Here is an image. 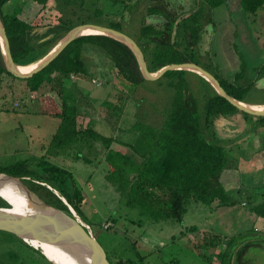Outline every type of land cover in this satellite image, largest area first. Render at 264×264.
<instances>
[{"label": "rangeland", "instance_id": "1", "mask_svg": "<svg viewBox=\"0 0 264 264\" xmlns=\"http://www.w3.org/2000/svg\"><path fill=\"white\" fill-rule=\"evenodd\" d=\"M146 2L48 0L46 7L41 8L32 0H11L4 9L12 11L21 6L19 17L34 25L59 24L58 18L61 17L64 20L71 18L76 23L119 27L145 47L146 39L141 35V26L147 15ZM226 4L212 7L208 0H194L191 6L195 11L203 10L204 22L214 21L218 30L226 26L225 33L212 35L210 31L207 35L200 31L198 36L203 45L186 48L184 34L176 31V26L173 32L177 42L175 47L179 54L193 59L224 82L232 93L243 99L241 101L264 105V4L256 13L245 17L228 11ZM38 29L33 36L35 42L44 36V29ZM84 48L89 71L70 78L72 87L76 85L80 89L76 92L78 127L94 125L97 131L117 141L133 142L141 125L162 126L166 108L181 87L195 97L201 110L207 99L216 93L211 84L194 72L185 74L184 85L180 83L182 78L169 72L131 88L116 77L113 60L101 47L86 44ZM144 50L147 60L151 61L150 53L146 48ZM42 91L45 94L43 100L41 92L31 94L23 80L7 74L0 75V169L25 159L32 169H39L37 160L45 154L48 140L60 124L59 118L40 112L41 101L50 102L51 98L60 107L62 103V99L48 86ZM106 102L112 103V106L108 107ZM248 116L244 117L242 112L229 118L218 115L214 122L216 140L230 149L234 163L237 160V165L231 163L222 176L225 187L237 200L236 204L217 206L218 201H215L209 206L188 202L181 223L155 222L148 215H143L139 207L128 206L115 185L106 180L108 167L102 162L105 147L99 141L93 143L88 153L90 163L73 157V151L67 155L64 152L48 155L47 159L69 169L77 186L83 190L82 218L75 210L72 212L77 213L104 247L111 263H116L119 258L129 259L127 264L132 261L139 263L134 250L136 244L142 254H147L148 264H219V258L212 255V250L205 253L202 248L201 251L197 249L201 236L207 232L225 238L222 247L213 248L215 253L226 248L234 238L236 241L232 243L238 244L235 251L251 244L244 252L247 264H264V220L251 209L253 204L264 200V129H255L253 122L257 117ZM117 146L116 142L112 145ZM35 183L46 184L68 203L49 184ZM73 184L69 178V186ZM193 225L197 226L198 232L187 233L185 229ZM179 231L187 233L186 236L175 237ZM40 253L29 248L19 237L0 230V264H54L42 251Z\"/></svg>", "mask_w": 264, "mask_h": 264}, {"label": "trees", "instance_id": "2", "mask_svg": "<svg viewBox=\"0 0 264 264\" xmlns=\"http://www.w3.org/2000/svg\"><path fill=\"white\" fill-rule=\"evenodd\" d=\"M10 1L0 0V18L5 24L14 62L17 65H27L38 61L71 28L86 23H76L71 18L64 20L59 17V24L34 25V23L19 17L18 11L21 10V6L16 9L17 11L5 10V5ZM151 1L152 3L147 6V13L162 12L161 14L167 19V22L162 25L143 23L141 27V35L146 39V46L138 44L144 53L145 48L150 53L151 61L147 60L145 53L148 70L155 72L168 63L195 62L178 53L175 47L177 42L173 41L172 36L177 26V30L183 31L184 39L187 42L186 48L189 45H192L193 48L200 38L198 35L204 25L203 10L198 9L186 19L183 18L177 25L178 17L167 11L162 0ZM227 1L208 0V4L217 7ZM32 2H36L41 5V8H44L48 0H32ZM263 4L264 0H240L242 9L248 14L256 13ZM41 27L44 29V36L35 42L34 33ZM111 27L121 30L119 27ZM86 44L101 47L113 60L116 77L130 85L131 88L137 87L145 80L140 74L135 55L127 45L101 34H88L75 39L57 58L37 74L28 78H18L25 82L31 94L41 92V100L45 98L42 89L47 86L62 99L61 107L51 98L50 102L41 101L40 112L59 118L60 124L55 134L48 140L45 154L37 160L39 169H32L25 159L11 163L6 168L0 169V172L24 177L23 180L29 188L44 200L69 214H72L69 209V205H71L81 217L83 214L82 205L85 200L83 190L77 186L69 169L51 163L47 157L63 152L67 155L73 151V157L90 163L88 153L91 151L93 143L99 141L105 147L102 162L108 167V172L105 174L106 180L115 185L117 192L125 199L128 206L139 207L143 215H148L152 221L163 220L181 223L183 215L187 212V204L191 201L209 206H212L215 201H218L217 206L235 205L237 200L225 187L222 176L231 163L234 166L237 165V160L234 163L231 159L230 149L216 140L218 138L217 132L214 130V122L218 115L229 118L237 112H242L243 116L248 118V115L252 114L240 111L217 91L207 99L204 109L201 110L195 97L181 87L171 105L166 108L162 126L141 125L142 127L138 130L139 134L133 142H121L106 137L97 131L94 125L79 128L76 92L80 89L76 85L72 87L73 82L70 81V78L85 75L89 71L84 57ZM156 44L158 45L156 46ZM176 54L181 56H176ZM3 61L0 47V75L7 74L17 78L5 69ZM169 72H174L179 79L182 78L180 83L184 85V76L191 71L176 69L164 74ZM200 78L210 84L202 76ZM219 82L233 97L243 100L239 95L232 93L224 82L220 80ZM106 104L108 107L112 106V103L106 102ZM252 116L257 117L253 122L254 128L264 129V117ZM262 134L264 136V132ZM115 142L119 146L112 147ZM28 177L30 178L28 179ZM69 178L73 180L72 187L69 186ZM34 180L45 182L57 189L66 198L68 204L46 184H37ZM0 204L2 207H10V204L3 199ZM251 209L258 218L264 220V200L253 204ZM185 231L194 233L198 232V229L193 225ZM187 233L179 231L175 237H184ZM224 239L218 234L203 233L197 249L201 251L202 248L205 253L212 250V255L219 258V264H233L234 260L235 264H247L244 252L251 244H245L235 251L238 244H233L232 242L236 240L231 238V242L227 247L225 246L226 248L223 247L220 252L215 253L213 248L222 247ZM20 240L22 239L20 238ZM25 243L35 252H41L27 242ZM134 247L139 263L132 261L131 264H148L146 262L147 254H142L136 244ZM129 261V259L119 258L116 263H111L109 260L111 264H127Z\"/></svg>", "mask_w": 264, "mask_h": 264}, {"label": "water", "instance_id": "3", "mask_svg": "<svg viewBox=\"0 0 264 264\" xmlns=\"http://www.w3.org/2000/svg\"><path fill=\"white\" fill-rule=\"evenodd\" d=\"M94 28L102 31L101 35H106L127 45L137 59L138 69L145 80H155L170 70L182 69L199 74L215 88V90L240 111L258 117H264V110H258L254 105L238 100L233 97L222 86L221 82L209 71L197 65L195 62L168 63L155 72H150L147 68L145 53L138 42L122 30L109 28L96 23H82L71 28L56 45L41 59L36 61L35 67L28 71H21L20 65L14 62L10 41L6 27L0 18V47L3 56L5 69L17 78H28L37 74L50 62L57 58L63 50L75 39L88 35L84 31ZM43 29V27H41ZM24 177L14 176L5 172H0V190L11 185L17 188L18 192L24 194L31 205L29 212L19 213L11 207L0 208V230L14 234L25 242L28 237L39 242L45 241L66 252L74 258L77 264H110L104 247L97 241L87 226L79 216L74 215L44 200L37 193L31 190L24 182ZM65 202V201H64ZM68 204L67 202H65ZM44 253V251H42ZM46 255V253H44ZM47 256V255H46ZM54 264H59L47 256Z\"/></svg>", "mask_w": 264, "mask_h": 264}, {"label": "bare ground", "instance_id": "4", "mask_svg": "<svg viewBox=\"0 0 264 264\" xmlns=\"http://www.w3.org/2000/svg\"><path fill=\"white\" fill-rule=\"evenodd\" d=\"M85 34H102V31L94 29V28H88L84 31ZM36 65V62L30 63L27 65H20L19 69L21 71H28L32 70ZM255 108H258V110H264V106L254 105ZM8 187H5L0 190V199L5 200L6 202L11 203V207L14 209V211H17L19 213L23 212H30L32 210L31 205L29 203L28 198L22 194L21 192H18L17 188H11V185H7ZM27 239V242L35 247L36 249H39L41 251H44L49 258H51L53 261H56L59 264H77L73 257L68 255L66 252L60 250L59 248L51 245L50 243H47L45 241L39 242L37 240L29 239L28 237H24Z\"/></svg>", "mask_w": 264, "mask_h": 264}, {"label": "crops", "instance_id": "5", "mask_svg": "<svg viewBox=\"0 0 264 264\" xmlns=\"http://www.w3.org/2000/svg\"><path fill=\"white\" fill-rule=\"evenodd\" d=\"M162 1H163V5H164V7H166L167 11H169L173 16L178 17L176 24L179 23L183 18L186 19L187 16H189L193 12H195V10H193V7L191 6L192 3L194 2V0H162ZM151 3H152L151 0H147L146 7L148 6V4H151ZM226 3H227L226 6H229L228 11H231V12L234 11V13L236 15H240V16L245 17L248 14V13L244 12V10L242 9V5H240V0H228ZM146 13H147V11H146ZM161 13L162 12L152 13V14L147 13V15H145V24H155V25L165 24L167 22V19ZM224 30H226V26H224V28H222V26H221L218 30L215 26L214 21H209V22H204V27L202 28V33L209 35L208 33H210V31H211L212 35L213 34L216 35V33H218V32L222 35L223 33H225ZM176 31H177V27H176ZM181 32L183 34V31H181ZM173 41H174V38H173ZM202 41L203 40L201 38H199V40L196 44H198V45L202 44L203 45ZM263 80H264V77H263ZM247 103H249V102H247ZM249 104L259 105V104H255V103H249ZM259 106H264V105H259Z\"/></svg>", "mask_w": 264, "mask_h": 264}, {"label": "built area", "instance_id": "6", "mask_svg": "<svg viewBox=\"0 0 264 264\" xmlns=\"http://www.w3.org/2000/svg\"><path fill=\"white\" fill-rule=\"evenodd\" d=\"M69 206L71 207L72 211H74V208L71 205H69ZM73 213H74V215L78 216L76 212H73Z\"/></svg>", "mask_w": 264, "mask_h": 264}, {"label": "flooded vegetation", "instance_id": "7", "mask_svg": "<svg viewBox=\"0 0 264 264\" xmlns=\"http://www.w3.org/2000/svg\"><path fill=\"white\" fill-rule=\"evenodd\" d=\"M219 81V80H218Z\"/></svg>", "mask_w": 264, "mask_h": 264}]
</instances>
